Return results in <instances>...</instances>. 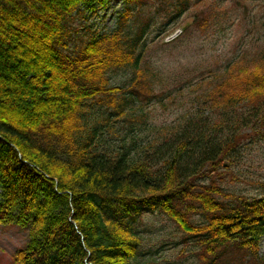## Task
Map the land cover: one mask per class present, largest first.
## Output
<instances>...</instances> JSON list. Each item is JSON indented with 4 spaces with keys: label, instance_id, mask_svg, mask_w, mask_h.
Wrapping results in <instances>:
<instances>
[{
    "label": "trees",
    "instance_id": "obj_1",
    "mask_svg": "<svg viewBox=\"0 0 264 264\" xmlns=\"http://www.w3.org/2000/svg\"><path fill=\"white\" fill-rule=\"evenodd\" d=\"M110 1L0 0V225L29 233L14 263L145 264L149 208L192 240L195 264H264V194L223 186L237 137L262 128L264 47L253 60L230 61L203 93L205 108L131 156L98 137V125L165 95L146 35L202 0H123L113 30L71 50L76 17ZM128 69L130 79L113 85L110 75Z\"/></svg>",
    "mask_w": 264,
    "mask_h": 264
},
{
    "label": "rangeland",
    "instance_id": "obj_2",
    "mask_svg": "<svg viewBox=\"0 0 264 264\" xmlns=\"http://www.w3.org/2000/svg\"><path fill=\"white\" fill-rule=\"evenodd\" d=\"M122 10L123 0H111L97 13L89 11L83 17H76L72 25L77 30L72 31L69 48L74 50L89 38L113 30ZM199 18L208 20L206 28L198 27ZM177 28L183 30L180 37L165 43L166 36ZM161 30L146 35L150 39L146 51L147 59L161 73L160 88L156 92L162 89L165 95L143 105L129 103L134 111L128 118L113 116L109 126L98 125L101 130L98 137L102 136L103 141L114 143L131 156L139 153L150 137L166 136L177 125L182 126L190 113L195 116L200 106L205 108L203 93L220 79L230 61L243 54L246 60L258 57L264 47V0H202L177 23L163 26ZM131 75L130 69L114 72L110 75L111 82L122 85ZM135 116H142L144 121H137ZM258 125L262 127L260 130H245L237 137V148L233 151L236 162L223 161L230 172L223 182L227 194L245 197L264 194V121ZM231 199L234 198L228 200ZM142 218L140 257L145 264H195L196 247L192 240H186L183 232L164 214L148 208ZM28 239L27 229L1 224L0 264H15L16 253L26 246ZM259 255L264 258V238Z\"/></svg>",
    "mask_w": 264,
    "mask_h": 264
},
{
    "label": "water",
    "instance_id": "obj_3",
    "mask_svg": "<svg viewBox=\"0 0 264 264\" xmlns=\"http://www.w3.org/2000/svg\"><path fill=\"white\" fill-rule=\"evenodd\" d=\"M180 33H181V30H178L175 34L171 35V36L167 39V41H170V40L174 39V38H175L176 36H178Z\"/></svg>",
    "mask_w": 264,
    "mask_h": 264
}]
</instances>
